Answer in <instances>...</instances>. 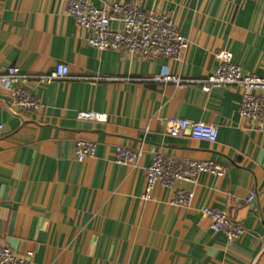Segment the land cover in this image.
<instances>
[{
    "label": "crops",
    "instance_id": "obj_1",
    "mask_svg": "<svg viewBox=\"0 0 264 264\" xmlns=\"http://www.w3.org/2000/svg\"><path fill=\"white\" fill-rule=\"evenodd\" d=\"M90 2L166 15L188 50L180 61L98 51L88 44L92 33L65 12L66 0H0V70H69L47 85L30 81L41 104L35 114L18 111L0 89V245L31 252L32 264H264V134L241 117L236 91L155 81L205 80L221 51L245 75L264 78V0ZM80 111L106 121H80ZM172 118L213 125L217 140H194L189 131L171 137ZM79 140L95 145L92 157L77 160ZM118 147L141 156L116 164ZM159 152L227 172L178 184L192 197L187 208L160 187L144 200V169ZM204 208L225 211L245 233L228 242L211 230Z\"/></svg>",
    "mask_w": 264,
    "mask_h": 264
},
{
    "label": "built area",
    "instance_id": "obj_2",
    "mask_svg": "<svg viewBox=\"0 0 264 264\" xmlns=\"http://www.w3.org/2000/svg\"><path fill=\"white\" fill-rule=\"evenodd\" d=\"M65 12L71 16L78 28L92 33L88 44L98 51L111 50L122 55L152 59L156 57L180 61L187 52L188 40L178 33L172 20L166 15L147 13L131 2L116 3L109 8H98L90 0H66ZM113 23H119L120 30L113 29ZM217 65L205 80H181L174 77H156L155 81L200 83L204 92L215 89H229L239 95V113L249 127L264 134V78L245 75L234 62L230 52L216 53ZM68 67L59 64L48 75H29L21 73L18 68L0 70V89L7 91L14 100L15 106L23 114H35L40 108V101L32 95L28 84L31 80L39 84H50L53 81L66 79ZM80 121H106V116L93 111H80L76 115ZM171 125L169 135L179 137L189 131L194 140L213 143L217 140L218 130L215 126L182 118L168 120ZM2 126H0V133ZM95 145L79 140L75 155L83 161L94 155ZM140 152L128 148L116 149L115 163L127 165L137 162ZM146 177L144 200H151L157 187L172 192L171 204L187 208L191 204V195L180 188V183L196 184L204 174L223 177L227 170L213 161L177 160L174 156L156 153L151 163L144 169ZM254 199L250 194L248 201ZM203 214L210 221L214 232H223L228 242L240 238L245 229L241 224L229 220L223 210L204 208ZM33 254L18 255L8 247L0 245V264H32Z\"/></svg>",
    "mask_w": 264,
    "mask_h": 264
}]
</instances>
